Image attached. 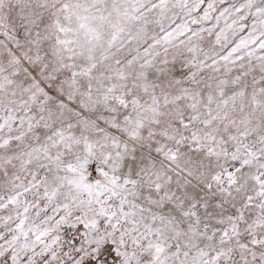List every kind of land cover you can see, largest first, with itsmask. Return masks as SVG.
<instances>
[{
	"label": "snow or ice",
	"instance_id": "6c2138e0",
	"mask_svg": "<svg viewBox=\"0 0 264 264\" xmlns=\"http://www.w3.org/2000/svg\"><path fill=\"white\" fill-rule=\"evenodd\" d=\"M0 264H264V0H0Z\"/></svg>",
	"mask_w": 264,
	"mask_h": 264
}]
</instances>
